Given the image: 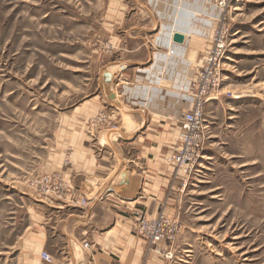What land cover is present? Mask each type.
I'll return each mask as SVG.
<instances>
[{"label": "rangeland", "instance_id": "374dc122", "mask_svg": "<svg viewBox=\"0 0 264 264\" xmlns=\"http://www.w3.org/2000/svg\"><path fill=\"white\" fill-rule=\"evenodd\" d=\"M138 1L0 0V264L23 261L32 209L56 199L36 185L49 174L67 183L49 164L57 136L82 130L86 117L98 134L96 105L111 109L105 73L121 51V11ZM227 25L204 156L180 213L169 214L180 232L165 251L148 245L143 264H264V0H232Z\"/></svg>", "mask_w": 264, "mask_h": 264}, {"label": "crops", "instance_id": "0c3cea01", "mask_svg": "<svg viewBox=\"0 0 264 264\" xmlns=\"http://www.w3.org/2000/svg\"><path fill=\"white\" fill-rule=\"evenodd\" d=\"M138 5L121 11V51L105 73L104 104L117 128L100 124L93 135L85 114L82 130L57 136L49 164L61 170L67 188L51 204L38 203L47 207L43 211L32 209L20 241V264H143L148 242L134 229L135 211L149 217L162 209L180 213L182 180L164 159L179 139V128L165 120L177 105L178 89L169 82L182 83L189 59L209 45L202 22L207 6L205 0H139ZM139 13L144 17L136 20ZM176 32L186 40L175 42ZM119 77L115 88L111 84ZM95 110L102 108L97 104ZM156 115L162 116L159 127ZM64 141L72 149L67 157ZM42 251L54 260L44 261Z\"/></svg>", "mask_w": 264, "mask_h": 264}, {"label": "built area", "instance_id": "2783aa9c", "mask_svg": "<svg viewBox=\"0 0 264 264\" xmlns=\"http://www.w3.org/2000/svg\"><path fill=\"white\" fill-rule=\"evenodd\" d=\"M231 1L205 0L207 9L204 14L209 18L202 22L208 28L209 45L200 51L195 59L188 61L189 67L182 75L184 78L182 83L175 85L173 81L169 82L178 89L177 105L175 113L166 115L165 120L179 128V139L171 152L165 154L164 159L174 168L176 176L181 178L183 188L188 186L194 171L200 165L209 137L206 105L218 96L223 79L229 32L227 11ZM160 91L162 92V89ZM97 121V125L108 124L112 130L117 128L108 109L100 111ZM162 123L163 121L160 122ZM155 124H158V121ZM36 187H40L41 192L46 188L48 194L52 196L51 193H54L56 195L54 198H57L63 196L67 184L62 181L61 176L49 174L44 176ZM87 204V199L83 198L82 205ZM134 217L135 231L143 235L148 245L157 251H165L163 246L173 243L180 232L178 219H174L164 209L155 217L147 216L143 210H136ZM83 246L90 249L91 243L84 241ZM41 258L47 262L54 260L47 251H42Z\"/></svg>", "mask_w": 264, "mask_h": 264}, {"label": "water", "instance_id": "95a60500", "mask_svg": "<svg viewBox=\"0 0 264 264\" xmlns=\"http://www.w3.org/2000/svg\"><path fill=\"white\" fill-rule=\"evenodd\" d=\"M173 40L175 42L182 43L186 40V36L184 35V33L176 32V33H174Z\"/></svg>", "mask_w": 264, "mask_h": 264}]
</instances>
